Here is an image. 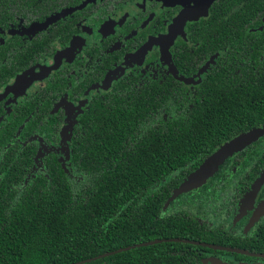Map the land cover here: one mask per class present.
Segmentation results:
<instances>
[{
    "label": "flooded vegetation",
    "instance_id": "af4514ba",
    "mask_svg": "<svg viewBox=\"0 0 264 264\" xmlns=\"http://www.w3.org/2000/svg\"><path fill=\"white\" fill-rule=\"evenodd\" d=\"M216 113L233 136L199 166L264 128V0H0V188L51 180V165L82 181L81 146L89 161L113 145L122 157L123 133L192 131ZM142 146L158 183L128 201L133 222L104 223V255L264 264V135L170 203L189 175L171 169L184 151ZM7 161L20 171L2 173Z\"/></svg>",
    "mask_w": 264,
    "mask_h": 264
},
{
    "label": "trees",
    "instance_id": "16d2710c",
    "mask_svg": "<svg viewBox=\"0 0 264 264\" xmlns=\"http://www.w3.org/2000/svg\"><path fill=\"white\" fill-rule=\"evenodd\" d=\"M254 118L246 116L244 120ZM193 124L192 131L171 132L159 138L149 133H123L114 140L122 144V157L113 145V157L101 162L80 156V151L84 153L81 146L76 163L82 181L69 180L59 165H51V180L40 177L27 186L7 181L0 188V264H137L126 258V253L99 258L114 245L104 241L101 229L110 221L133 222L135 214L128 201L158 183L149 179L157 165L145 158L143 152L148 148L143 143L169 141L173 148L184 151L179 156L182 163L171 165L184 177L196 171L200 160L213 153L227 136H233L222 128L227 124L218 113L205 115ZM20 168L7 161L1 172L16 174ZM146 212L140 214L146 218ZM143 251L138 262L148 264L147 251Z\"/></svg>",
    "mask_w": 264,
    "mask_h": 264
},
{
    "label": "water",
    "instance_id": "95a60500",
    "mask_svg": "<svg viewBox=\"0 0 264 264\" xmlns=\"http://www.w3.org/2000/svg\"><path fill=\"white\" fill-rule=\"evenodd\" d=\"M264 135V128L256 129L249 133L242 134L237 138L223 145L219 150L212 154L196 171L189 175V177L177 188L171 197L169 203L174 201L178 196L193 189L199 188L204 183L212 178L218 171L219 167L233 154L242 151L251 143ZM168 203V204H169ZM100 256L99 258L106 257ZM96 259H93V261ZM92 261V260H89ZM86 261V262H89ZM83 264V263H79Z\"/></svg>",
    "mask_w": 264,
    "mask_h": 264
}]
</instances>
